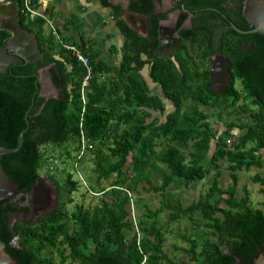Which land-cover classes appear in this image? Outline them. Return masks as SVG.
I'll use <instances>...</instances> for the list:
<instances>
[{"label":"trees","instance_id":"trees-1","mask_svg":"<svg viewBox=\"0 0 264 264\" xmlns=\"http://www.w3.org/2000/svg\"><path fill=\"white\" fill-rule=\"evenodd\" d=\"M128 1L130 11L153 20L150 34H137L122 19L119 5L100 0L112 10L124 37L123 54L116 65L99 59V52L89 53L84 40L74 43L88 54L91 69L83 103L80 86L86 76L85 67L50 30L45 31V16L31 20L24 11V0H19V26L34 34L42 59L12 63L6 73L0 72L1 147L16 146L29 110L22 146L3 155L1 164L8 177L25 191L44 173L55 189V204L50 212L34 219L30 201L23 206L24 197L0 201V242L20 264H67L68 259L76 264H237L235 257L251 263L264 248V200L262 209L253 208L246 190L244 197L235 195L238 173L263 167L264 35L230 29L229 44L225 40L226 47L220 53L231 62L233 79L225 92L215 93L210 88L209 72L199 67L200 57L211 53L209 36L207 39L202 30L194 32L192 41L183 44V59L177 52L174 61L165 60L155 53L162 16L153 15L151 0ZM184 1L187 7L196 4L216 8L226 15L221 4L231 3L230 25L243 31L251 29L242 16L245 0ZM29 6L38 7L35 0H29ZM56 31L70 43L61 31ZM9 37L0 29V48ZM244 44L252 48H244ZM50 64L49 73L59 91L57 98L38 95V70ZM236 81L244 96L236 88ZM153 85L162 97L152 93ZM241 98L247 102L237 105ZM164 100L172 106L166 114ZM201 106L217 109L218 119L225 113L234 120L223 121L225 129L221 132L213 131L209 115ZM153 113L159 116L151 117ZM160 115H165L163 121ZM235 127L243 133L229 143ZM81 137L86 151L78 158ZM86 154L93 167L88 183L83 184L74 173H83L81 165ZM70 159L71 171L67 168ZM221 160L228 163L229 187L222 189L214 178L207 193L196 201L186 207L178 202L170 206L169 221L187 218L194 230L202 227L196 236L184 237L188 247L180 250L188 261H175L163 250L165 238L156 219L161 210L146 207L135 217V228L131 194L139 188L163 193L172 185L188 187L202 181L211 169L218 170ZM58 161L65 165L61 170ZM153 174L160 181L155 182ZM252 180L262 186L264 194V176L256 174ZM103 181L108 185L104 186ZM80 186L101 197L94 205L74 204L69 212L68 206L74 202L72 194ZM52 252L58 261L48 255Z\"/></svg>","mask_w":264,"mask_h":264},{"label":"water","instance_id":"water-1","mask_svg":"<svg viewBox=\"0 0 264 264\" xmlns=\"http://www.w3.org/2000/svg\"><path fill=\"white\" fill-rule=\"evenodd\" d=\"M18 6L19 0H0V29L7 31L10 34L6 44L0 48V72L2 73H6L9 65L12 63L22 61L37 62L42 59L34 34L19 26ZM123 9L124 16L127 15L130 18H138L140 21H144V23H146L147 17L145 15L132 12L127 6ZM242 16L247 21L251 29L243 31L237 28L234 24H231V27L235 31L242 34L259 33L264 35V0H246L242 7ZM130 28L139 32L135 26L130 25ZM161 31L162 27H159V48L157 50V53L159 54L166 51L164 46L167 45V41L163 39ZM172 52L173 50L167 51L166 55H162L164 56L163 58H167L168 54ZM162 56L160 55V57ZM230 66V62L224 56H217L214 58L212 68L210 70V76L212 79L211 87L213 88V92L222 93L227 90L228 85L232 80ZM50 67L51 64L38 70V95L45 98H57L59 91L52 82L49 73ZM218 82L221 84L220 87L217 85ZM28 112L29 110L25 113L24 117L26 127L19 133L16 146L14 148L0 146V201L7 198H12L14 200L24 197L26 205H29L30 201V205L33 209V218L36 219L38 216L42 215L39 214L40 211H43L50 205L54 206V187L48 184L50 181H48L45 177L39 176L35 185L29 191H25L24 189L19 188L18 184L13 182L8 177L1 164V158L3 155L14 153L22 146L24 133L27 131L29 126ZM235 259L237 264H245L239 258L235 257ZM0 264H20L19 261L5 252L4 244L1 242ZM248 264H264V248H262L259 255Z\"/></svg>","mask_w":264,"mask_h":264},{"label":"rangeland","instance_id":"rangeland-1","mask_svg":"<svg viewBox=\"0 0 264 264\" xmlns=\"http://www.w3.org/2000/svg\"><path fill=\"white\" fill-rule=\"evenodd\" d=\"M203 65L205 67H209V62L203 61ZM236 88L240 91L241 96H244V93L241 91V84L239 81H236L235 83ZM151 91L153 94H158L162 97L160 90L158 87L154 86L151 88ZM247 100L241 98L237 105H242L243 103H246ZM164 103L166 105V112L172 110V106L170 102L167 100H164ZM252 108V107H251ZM250 108V109H251ZM201 109H203L208 115V121L210 123V126L213 131L217 130L221 132L225 129L223 121H232L234 118L232 116H227L225 113H222L221 119H218L217 117V109H213L210 107H203L201 106ZM159 116L158 114L153 113L151 117ZM160 120L163 121L165 118V115H160ZM245 121V120H243ZM243 133V130H240L238 128H233L231 130L232 137L229 138V143H231L232 139L234 137H237ZM213 148V147H212ZM157 150L160 149V146L156 147ZM184 150V149H183ZM184 153H187V150H184ZM84 162L82 163V171L83 173H79V177L84 180V182H87V177L91 176V168L93 167L89 155L86 154L84 158ZM263 161V167L262 168H251L250 170H244L238 173V184L236 186V197L241 198L244 197L246 190L248 192V196L250 199V205L253 208H259L262 209V202L264 200V194L262 192V186L259 183H255L252 178L254 175L259 174L260 176H264V156L262 158ZM59 170L64 168L65 165L60 164L59 161L56 163ZM228 163L224 160H221L219 162V169H211L210 173L206 175V177L200 181L193 183L189 185L188 187H178L175 188L173 185L168 188L163 193H154V192H145L143 189H138L136 192L131 194V197L134 200L133 206H135L134 209V215L137 217L140 213L143 212V210L147 207L151 210H157L160 209L161 211L157 215V220L161 225V230L164 235L165 241L163 245V250L168 254V256L175 260V261H188V256L182 252L181 248H187L188 243L185 240V235H193L196 236L199 232H201L202 227H200L198 230H194L192 228L191 222L187 218H180L177 221H169V214L171 213L170 206L175 205L177 202L181 203L184 207L192 203L193 201H196L200 195H205L211 186V183L214 178H217L218 185L222 189H226L231 185V179L229 176V171L227 170ZM67 168L69 171L72 170V160H68L67 162ZM217 173H219L217 175ZM40 176L45 177L44 173L40 174ZM83 176V177H81ZM78 175L74 173V178L77 179ZM78 177V179H79ZM111 178L110 180H112ZM152 179L156 181H160V177L158 175L153 174ZM109 180V181H110ZM79 181H81L79 179ZM104 186L108 185V181L102 182ZM50 186H53L52 183H48ZM72 197L74 199L73 204L68 206V211L71 212L74 209V204L77 203H83L85 205L91 204L94 205L97 203L100 195L93 196L91 193L85 192V188L82 186L79 187V189L72 194ZM136 199H138V203H136ZM53 208V205H50L49 207L45 208L43 211H40L39 214H43L45 212H50ZM33 215V213H32ZM196 216H199L198 214ZM16 221V217L12 218V222ZM68 253V252H66ZM48 255H52L55 261H58V257L55 254V252H52ZM67 264H76L71 263V260L68 259ZM164 264V263H162Z\"/></svg>","mask_w":264,"mask_h":264},{"label":"flooded vegetation","instance_id":"flooded-vegetation-1","mask_svg":"<svg viewBox=\"0 0 264 264\" xmlns=\"http://www.w3.org/2000/svg\"><path fill=\"white\" fill-rule=\"evenodd\" d=\"M151 2L153 6V10H152L153 15L162 16L158 20V46L155 50V53L160 57V55L161 56L166 55L167 51L173 50L172 53L168 54L167 58H163L164 56H162L161 58L165 60L170 59L174 61L175 54L179 52L180 53L179 57L183 59V57L186 56V52L184 50L183 44L188 40L192 41V39L194 38V32L196 31L200 32L202 30L204 33H206L207 39L209 36V42H210L209 47L211 53L208 57H204V56L200 57L199 67H200V71L203 70L208 71L210 76V70L212 68L214 58L217 56H224L223 54L220 53V50L225 46L224 45L225 40H227L226 43L229 44L228 41L229 39L227 35L230 33V29H233L229 23V20H231V17L233 16L232 4L231 3L221 4V6L225 8V10L228 13V15H226L225 13L222 14L221 13L222 11L216 8L213 9L205 8V7L201 8L194 6L196 4L187 7L185 5L184 0H151ZM236 9L237 8L234 7V10ZM217 15H219V18L217 17ZM129 21L131 22L132 26H135L139 30V33L136 32L137 34L141 35L142 37L149 36L150 28L153 24V20L147 17L146 23H144V21L143 22L138 21L134 18H129ZM242 25H244L243 22ZM200 26H203L204 28L200 29L199 28ZM159 27H162L161 35L163 36V39L167 41V45L164 46L166 51H163L160 54L157 53V50L159 48V34H160ZM194 27H198V28L194 29ZM243 47L251 49L252 45L244 44ZM193 59L197 60L196 56H194ZM203 61L209 62V67H205L203 65L204 64ZM231 66H230V73H231ZM211 85H212V79L210 83V88L212 90L213 88L211 87ZM217 85H219L220 87L221 85L220 82H218ZM170 111L167 112L165 111V114L169 113ZM23 206H26V204H24ZM32 213H33V209L31 211V214ZM20 217L22 218L21 214ZM29 218L30 215H27L26 219Z\"/></svg>","mask_w":264,"mask_h":264},{"label":"crops","instance_id":"crops-1","mask_svg":"<svg viewBox=\"0 0 264 264\" xmlns=\"http://www.w3.org/2000/svg\"><path fill=\"white\" fill-rule=\"evenodd\" d=\"M108 1L121 7L122 19L130 28V17L124 16L123 9L129 6V1ZM35 3L38 5L36 10L55 24L66 41L81 43L84 40L89 53L99 52V59L119 64L123 54L124 37L116 26L112 10L104 7L100 0H35ZM134 19L140 21L138 18ZM45 31H48L46 25ZM112 48H115L113 54Z\"/></svg>","mask_w":264,"mask_h":264},{"label":"built area","instance_id":"built-area-1","mask_svg":"<svg viewBox=\"0 0 264 264\" xmlns=\"http://www.w3.org/2000/svg\"><path fill=\"white\" fill-rule=\"evenodd\" d=\"M23 6H24L25 13L29 16V18L31 20L34 19L36 16L41 15L36 9H33V8H31L29 6V0H24ZM44 19H45V25L47 26L48 30H50V32L55 36V38L58 41V43L63 48H65L66 50L71 51L72 54L78 60V62L81 63L86 69V76L82 80V83H81V86H80L81 100L84 103V89L87 86V83H88V81H89V79L91 77V69H90V66H89L88 54L85 53L77 44L67 43V42L63 41L61 39V37L58 35L57 31H56L55 24L50 19H48L46 17H44ZM85 49L88 50V46H86ZM85 151H86V144H85V141H84L83 137H81V148H80V151H79V154H78V158H80V156H82ZM74 166L76 167V164ZM77 175L79 177L80 174L77 172ZM79 179L82 181L83 184H85V182H84V180H82V178L79 177ZM130 207H131V216H132V219L134 220L135 228H137L136 227L135 215H134V209H133V204L132 203H131ZM12 243L15 244L16 240L14 239L12 241Z\"/></svg>","mask_w":264,"mask_h":264}]
</instances>
